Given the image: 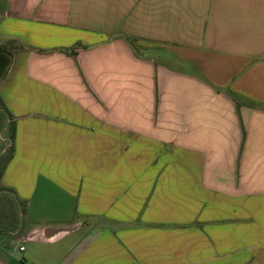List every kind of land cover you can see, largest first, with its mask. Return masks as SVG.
Returning <instances> with one entry per match:
<instances>
[{
    "label": "crops",
    "instance_id": "obj_1",
    "mask_svg": "<svg viewBox=\"0 0 264 264\" xmlns=\"http://www.w3.org/2000/svg\"><path fill=\"white\" fill-rule=\"evenodd\" d=\"M9 40L0 264H264V0H0Z\"/></svg>",
    "mask_w": 264,
    "mask_h": 264
},
{
    "label": "trees",
    "instance_id": "obj_2",
    "mask_svg": "<svg viewBox=\"0 0 264 264\" xmlns=\"http://www.w3.org/2000/svg\"><path fill=\"white\" fill-rule=\"evenodd\" d=\"M126 40L131 46H133L134 41H136L135 38H126ZM18 47L19 46L13 40L0 44V80L6 75L13 50ZM9 150H11V146L9 147Z\"/></svg>",
    "mask_w": 264,
    "mask_h": 264
},
{
    "label": "rangeland",
    "instance_id": "obj_3",
    "mask_svg": "<svg viewBox=\"0 0 264 264\" xmlns=\"http://www.w3.org/2000/svg\"><path fill=\"white\" fill-rule=\"evenodd\" d=\"M136 47L137 46H139V45H135ZM143 46V45H142ZM3 214V213H2ZM8 218L10 219V225L8 226V227H17V226H19V220H20V218H19V216H18V210L17 209H15V212H14V214H12V215H9L8 214ZM17 243H21L24 247H25V251H23L22 253H25V254H32V253H34V252H37V251H40V249L37 247V244L36 243H34L33 241L31 242V241H25V240H20V241H18ZM9 245H10V239L9 238H7L6 239V242H5V246L6 247H9ZM18 246V245H17ZM11 247V246H10ZM20 252V251H19ZM27 263H29V264H33L32 262H31V259L30 260H27Z\"/></svg>",
    "mask_w": 264,
    "mask_h": 264
},
{
    "label": "water",
    "instance_id": "obj_4",
    "mask_svg": "<svg viewBox=\"0 0 264 264\" xmlns=\"http://www.w3.org/2000/svg\"><path fill=\"white\" fill-rule=\"evenodd\" d=\"M60 230L58 228H54V229H50L48 230L47 234H46V237H49L51 236L52 234H55L57 232H59Z\"/></svg>",
    "mask_w": 264,
    "mask_h": 264
},
{
    "label": "built area",
    "instance_id": "obj_5",
    "mask_svg": "<svg viewBox=\"0 0 264 264\" xmlns=\"http://www.w3.org/2000/svg\"><path fill=\"white\" fill-rule=\"evenodd\" d=\"M24 249V246H19V250L22 251Z\"/></svg>",
    "mask_w": 264,
    "mask_h": 264
}]
</instances>
